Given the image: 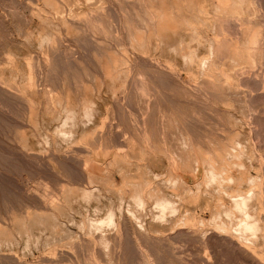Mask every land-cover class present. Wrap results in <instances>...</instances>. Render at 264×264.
Wrapping results in <instances>:
<instances>
[{
  "label": "rangeland",
  "instance_id": "374dc122",
  "mask_svg": "<svg viewBox=\"0 0 264 264\" xmlns=\"http://www.w3.org/2000/svg\"><path fill=\"white\" fill-rule=\"evenodd\" d=\"M197 1L0 0V240L5 231L10 240L0 241V264H264V212L263 229L242 238L257 250L248 251L214 224L240 216L226 218L210 190L223 184L205 182L209 163L220 167L214 149L239 133L244 150L227 157L228 173L253 162L264 199V0ZM248 26L259 33L254 60ZM213 37L239 55L226 49L215 60ZM156 189L175 201L167 216H158ZM109 208L114 222L92 226ZM192 216L195 225L185 223Z\"/></svg>",
  "mask_w": 264,
  "mask_h": 264
},
{
  "label": "bare ground",
  "instance_id": "6f19581e",
  "mask_svg": "<svg viewBox=\"0 0 264 264\" xmlns=\"http://www.w3.org/2000/svg\"><path fill=\"white\" fill-rule=\"evenodd\" d=\"M89 1V0H88ZM149 1V0H148ZM195 1V0H194ZM198 1H200V0H198ZM198 1H197V3H198ZM224 1V0H223ZM226 1V0H225ZM186 2V1H185ZM217 2L218 1H216V4H217ZM220 2H222V0H220ZM250 2V1H249ZM84 3V2H83ZM87 3V2H86ZM190 3V2H189ZM200 3V2H199ZM223 3V2H222ZM239 3V2H238ZM195 4V3H194ZM220 4V3H219ZM237 4V3H236ZM221 5V4H220ZM220 5H219V7H220ZM56 6V5H55ZM204 6V5H203ZM226 6V5H225ZM96 7V6H95ZM191 7V5L190 6H188V8H187V10L189 9ZM213 7V6H212ZM224 7V6H223ZM94 8V7H93ZM221 8V7H220ZM225 8V7H224ZM227 8V7H226ZM233 8V7H232ZM236 8H238V7H236ZM169 9V8H168ZM180 9V8H179ZM185 9V8H184ZM196 9V8H195ZM202 9V8H201ZM206 9V8H205ZM240 9V8H239ZM238 9V10H239ZM191 10L194 12V7L192 8L191 7ZM197 10H198V8H197ZM196 10V11H197ZM200 10V9H199ZM198 10V11H199ZM219 10V9H218ZM102 11V10H101ZM176 11H178V10H176ZM201 11H203V10H201ZM200 11V12H201ZM223 11V10H222ZM241 11V10H240ZM103 12V11H102ZM200 12L198 13V14H200ZM234 12V11H233ZM237 12V11H236ZM235 12V13H236ZM170 13V12H169ZM234 13V14H235ZM181 15H182V13H180ZM197 14V13H196ZM203 14V13H202ZM218 14V13H217ZM230 14V13H229ZM201 15V14H200ZM213 15V14H212ZM221 15V14H220ZM243 15V14H242ZM154 16V15H153ZM167 16V15H166ZM196 16H198V15H196ZM225 16V15H224ZM227 17V16H226ZM236 17H238V16H236ZM94 18H95V16H94ZM169 18V17H168ZM198 18V17H197ZM209 19V18H208ZM223 19V18H222ZM174 20V19H173ZM217 20V19H216ZM168 21V20H167ZM171 21V20H170ZM190 21V20H189ZM189 21L187 20V22H188V24H189ZM163 22V21H162ZM215 23H216V21H215ZM220 23V22H219ZM157 24V23H156ZM160 24H161V20H160ZM163 24V23H162ZM193 24V23H192ZM213 24V23H212ZM252 24V23H251ZM175 25V24H174ZM258 25V24H257ZM159 27H160V25H158ZM162 26V25H161ZM170 26V25H169ZM247 26V25H246ZM164 27V26H163ZM163 27H160V28H162L163 29ZM188 27V26H187ZM255 27V26H254ZM167 28V27H166ZM165 28V29H166ZM195 27H193V29H194ZM248 28H249V26H248ZM259 28V27H258ZM251 29V30H250ZM170 30V29H169ZM217 30V29H216ZM243 30H244V28H243ZM249 32H248V41H247V39H245L246 40V42L248 43V44H246L245 46H247V50L246 49H244V48H246V47H244V46H242L243 48L242 49H244V51L246 50L247 52V57L249 56V54L251 55V59L250 60H254L255 59V56H253V53L251 54L250 52H254V50L256 51V48L259 46L257 43H259L258 41H257V39L259 38V33H258V36L257 37H255V35L253 34V30H252V28H249ZM261 30V29H260ZM194 31V30H193ZM193 31H192V34H193ZM204 31V30H203ZM255 31V30H254ZM197 32V31H196ZM202 32V31H201ZM244 32V31H243ZM246 32V33H247ZM256 32L257 31H255L254 33L256 34ZM141 33V32H140ZM140 33H138V34H140ZM200 33V32H199ZM215 33V32H214ZM216 34V33H215ZM218 34V33H217ZM261 34V33H260ZM156 35V34H155ZM194 35V34H193ZM196 35V34H195ZM198 35V34H197ZM204 36V35H203ZM202 36V37H203ZM216 36V35H215ZM214 36V37H215ZM141 37V36H140ZM195 37V36H194ZM201 37V38H202ZM213 37V38H214ZM222 37V36H221ZM243 37V36H242ZM246 37V36H245ZM246 37V38H247ZM143 38V37H142ZM206 38V37H205ZM217 38V37H216ZM216 38H214L215 40L214 41H212L213 42V48L211 49L212 51H213V53L214 52H216V59L215 60H218V58H219V55L221 56L222 54H224V53H226L227 52V50H229V51H231V54H233L234 55V57H236V56H238L239 54V49H237L236 47H229V46H227V45H229V43H228V39H226V38H223V39H216ZM257 38V39H256ZM140 39V38H139ZM190 39V38H189ZM203 39V38H202ZM201 39V40H202ZM193 40V39H192ZM140 41V40H139ZM182 41L183 40H181V43H182ZM142 42V41H141ZM140 42V43H141ZM212 42L210 43L211 45H212ZM180 44V43H179ZM185 43H183L182 45L184 46V47H187V45L189 44H187L186 46L184 45ZM208 44V43H207ZM181 45V44H180ZM181 45V47H183ZM233 45V44H232ZM189 46V45H188ZM192 45H190V47H191ZM176 47V46H175ZM180 47V48H181ZM183 47V49H185ZM210 47H212V46H210ZM177 48V47H176ZM188 48V47H187ZM182 49V51H183V54H186V53H184V51L185 50H187V49H185V50H183ZM190 49V48H189ZM227 49V50H226ZM172 50V49H171ZM250 50V51H249ZM211 51V52H212ZM180 52V51H179ZM186 52V51H185ZM188 52V51H187ZM191 53H190V57H191V59H193V58H196V57H193V54H192V50L190 51ZM195 52H196V49H195ZM248 52H249V54H248ZM261 52V51H260ZM194 53V52H193ZM245 53V52H244ZM245 53V54H246ZM257 53V52H256ZM238 54V55H237ZM230 55V54H229ZM228 55V56H229ZM255 55V54H254ZM258 55H260V54H258ZM194 56H195V54H194ZM231 56V55H230ZM246 56H244V57H246ZM187 57H188V55H187ZM243 57V56H242ZM260 57V56H259ZM114 58V57H113ZM233 59V58H232ZM232 59H230V61L232 60ZM237 59H238V57H237ZM214 60V61H215ZM239 60V59H238ZM243 60V59H242ZM247 60H249V58L247 59ZM115 61V60H114ZM114 61H112V62H114ZM126 61V60H125ZM187 61V60H186ZM190 61V60H189ZM200 61V60H199ZM233 61V60H232ZM231 61V62H232ZM240 61V60H239ZM185 62V61H184ZM236 62H238L237 60H236ZM242 62V61H241ZM115 63V62H114ZM116 63H118V61L116 62ZM240 63V62H239ZM238 63V64H239ZM243 63V62H242ZM193 64V63H192ZM213 64V63H212ZM211 64V65H212ZM234 64H236L235 63V61H234ZM128 65V64H127ZM219 65V64H218ZM232 65V64H231ZM242 65V64H241ZM166 66H167V64H166ZM248 66V65H247ZM255 66V65H254ZM221 67V66H220ZM224 67V66H223ZM240 67V66H239ZM213 68V67H212ZM236 68V67H235ZM252 68H253V66H252ZM198 69V68H197ZM234 69V68H233ZM110 71V70H109ZM245 71V70H244ZM221 72V71H220ZM209 73V72H208ZM115 74V73H114ZM126 74V73H125ZM175 74V73H174ZM212 74V73H211ZM227 74V73H226ZM188 75H189V73H188ZM225 75V74H224ZM207 76V75H206ZM214 76V75H213ZM213 76H211V77H213ZM227 76V75H226ZM197 77V76H196ZM210 77V76H209ZM127 78V77H126ZM189 78V77H188ZM216 78V77H215ZM112 79H114V78H112ZM228 80V79H227ZM230 80V79H229ZM232 81V80H231ZM226 82V81H225ZM223 83V82H222ZM196 85V84H195ZM229 85V84H228ZM188 88V87H187ZM213 88V87H212ZM31 90V89H30ZM57 99V98H56ZM93 100V99H92ZM91 100V101H92ZM100 100V99H99ZM105 100V99H104ZM54 101V100H53ZM86 101V100H85ZM90 102V101H89ZM68 103V102H67ZM82 103V102H81ZM91 103V102H90ZM56 104V103H55ZM86 104V103H85ZM61 105V104H60ZM89 105V104H88ZM70 107V106H69ZM68 107V105H67V108H69ZM106 107V106H105ZM75 107H73L72 109H74ZM86 110H87V108L88 107H86V105H85V107H84ZM70 109H71V107H70ZM84 109V110H85ZM91 110V109H90ZM68 111V110H67ZM70 111V110H69ZM72 111V110H71ZM70 111V113L68 112H66L68 115H73V113ZM88 112H89V110H88ZM72 113V114H71ZM92 113V112H91ZM76 114V113H75ZM88 114V113H87ZM68 115H66V116H68ZM85 115V114H84ZM68 117H71V116H68ZM73 118V117H72ZM123 118V117H122ZM69 119V118H68ZM71 119V118H70ZM69 119V121H71ZM74 119V118H73ZM49 120H50V118H49ZM103 121V120H102ZM69 123V122H68ZM71 123V122H70ZM69 123V124H70ZM74 123V122H73ZM101 124V123H100ZM62 125V124H61ZM64 125V124H63ZM157 127V126H156ZM64 128V127H63ZM69 128H71V127H69ZM65 129V128H64ZM130 129V128H129ZM62 130V129H61ZM237 130V129H236ZM66 131V130H65ZM68 131H66V133H67ZM72 132V131H71ZM237 132V131H236ZM63 133V132H62ZM61 133V134H62ZM65 133V132H64ZM63 133V134H64ZM65 133V134H66ZM60 134V133H59ZM64 134V135H65ZM227 134V133H226ZM230 134V133H229ZM233 134H235V133H233ZM232 134V135H233ZM239 134V133H238ZM238 134H236V135H234V136H232V137H230V141L228 142V144H222L221 146H215V144H214V146L215 147H217V149H214V152H213V154L216 156V157H214V158H216V160L218 161V163H219V169H216V168H214V165L212 164V163H209L210 165H211V167L209 168V170H207V173H208V178L206 177V176H204L203 177V180H205V177L207 178V180H205V182H210V181H214V182H219L218 184H217V186L219 185V184H223L222 185V190L224 191V192H221L220 191V187H218V188H216V191H217V189H218V191H217V194L215 195L214 194V188L213 189H210L211 190V193L215 196V197H217V200L216 201H218V203H216V204H218V205H224V209H223V211H224V216L226 217V218H229V220L231 219V221H232V214L233 213H235V216H237L238 214L237 213H239V219H238V221L236 222V220H234V222H235V224H233V222L231 223V227H230V225H229V223L226 221V219L221 215V220L220 221H218L217 220V218L218 217H216V213L215 214H213V216L211 217V218H216V220L217 221H215V223L214 224H216V227L218 228V229H222L223 230V232H222V234L223 235H225V236H228L231 240H234L235 242H236V244H239L241 247H243L244 249H246V250H250L251 248H253V247H251V248H249L250 246H248V245H245V243L243 242V240H242V238H246L247 236L249 237V235H254L253 236V238L255 237V234H256V231L257 230H259V229H261L263 226H261V218H262V215H260L261 214V212H264V211H262V209H260V210H258V208L259 207H261V208H263V206H262V200H264V199H260L261 198V196L263 195V186L261 185V184H263L262 182H261V178L259 179L258 177H260V173H259V171H260V169H258L257 168V166L252 162V166H253V168L251 169L247 164H245L243 161H239L240 159L239 158H241L239 155H240V152H242V150H244V149H241V146H240V142H239V139H237L238 138ZM228 136V135H227ZM252 137V136H251ZM227 138V137H226ZM186 139V138H185ZM226 140H228V139H226ZM62 143V142H61ZM218 144V143H217ZM220 144V143H219ZM209 145V144H208ZM253 146V145H252ZM243 147V146H242ZM244 148V147H243ZM253 150V149H252ZM204 151H206V150H204ZM204 151H203V153H204ZM245 152H246V150H245ZM250 152V151H249ZM191 153V152H190ZM243 153V152H242ZM242 153H241V155H242ZM250 153H252V152H250ZM195 154V153H194ZM207 154V153H206ZM245 154V153H244ZM115 155V154H114ZM182 155V154H181ZM202 155V154H201ZM205 155V154H204ZM233 156L234 155V157L237 155V156H239V158L237 157V159H239L238 161L239 162H237L236 164H234L235 165V168L234 169H237L238 171V173L237 174H233V173H228V169L230 168L229 167V162L230 161H228L227 160V157L228 156ZM254 155V154H253ZM187 156V155H186ZM210 156V155H209ZM249 156V155H248ZM260 156V155H259ZM170 157H172V156H170ZM189 157V156H188ZM188 157H186V158H188ZM202 158H203V156H201ZM199 158H200V156H199ZM206 158H208V157H206ZM211 158H212V156H211ZM210 158V159H211ZM248 158H252L253 159V157H252V155H250V157H248ZM171 159V158H170ZM174 159V158H173ZM181 159V158H180ZM203 159H205V158H203ZM139 160V159H138ZM197 160V159H196ZM207 160H209V159H207ZM213 160V159H212ZM212 160H210L211 162H214V161H212ZM260 160V159H259ZM119 161V160H118ZM173 161V160H172ZM205 161V160H204ZM250 161V160H249ZM201 162V161H200ZM206 162V161H205ZM204 162V163H205ZM232 162V161H231ZM234 162V161H233ZM233 162L231 163L232 164V167H234L233 166ZM118 163V162H117ZM180 163V162H179ZM256 163V162H255ZM133 164V163H132ZM187 164V163H186ZM207 164V163H206ZM208 164V165H209ZM250 164V163H249ZM259 164H261V163H259ZM173 165H174V163H173ZM172 165V166H173ZM171 166V167H172ZM175 166H177V165H175ZM203 166V165H202ZM231 166V165H230ZM237 166H238V168H237ZM251 166V165H250ZM122 167V166H121ZM189 167V166H188ZM187 167V168H188ZM232 167H231V169H232ZM240 167V168H239ZM206 168V167H205ZM204 168V169H205ZM207 168H208V166H207ZM175 169H178V168H176L175 167ZM180 169V168H179ZM196 169V168H195ZM202 169V168H201ZM231 169H229L230 171H231ZM259 171H258V170ZM167 170V169H166ZM192 170V169H191ZM203 170V169H202ZM125 171V170H124ZM143 171V170H142ZM173 171V173H174V170L171 168V171H169V172H172ZM189 171V170H188ZM224 171H225V173H224ZM99 173V172H98ZM172 173V174H173ZM204 174H206V172H203ZM123 174V173H122ZM134 174V173H133ZM171 173L169 174L170 176L172 175ZM126 175V174H125ZM168 175V174H167ZM201 175V174H200ZM134 176V175H133ZM154 176H155V174H154ZM162 176V175H161ZM170 176H168V177H170ZM173 176V175H172ZM178 176V175H177ZM203 176V175H202ZM218 176L220 177V178H218ZM123 177V176H122ZM127 177V176H126ZM138 177V176H137ZM140 177H142L141 175H140ZM159 177V176H158ZM166 177V176H165ZM167 177V178H168ZM153 178V177H152ZM167 178H166V180H167ZM172 178V177H171ZM175 178V177H174ZM173 178V179H174ZM202 178V177H201ZM128 179V178H127ZM126 179V180H127ZM142 179H143V177H142ZM141 179V180H142ZM175 179H177V177L175 178ZM180 178H179V176H178V179L177 180H179ZM144 180V179H143ZM147 180V179H146ZM162 180H163V178H162ZM176 180V181H177ZM92 181V180H91ZM129 181V180H128ZM145 181V180H144ZM149 181V180H148ZM160 181V180H159ZM175 180L173 181V182H175L176 183V185H177V182H176ZM201 182H202V180H200ZM198 182L199 184H201V182ZM131 183H133L132 181H130ZM142 183H143V181H141ZM147 182V181H146ZM146 182L144 183V184H142V185H145L146 184ZM150 182V181H149ZM148 182V183H149ZM163 182H165V180L163 181ZM167 182H168V184H170L171 182H172V180L171 181H168L167 180ZM172 182V183H173ZM179 182H183V179H180L179 180ZM179 182H178V184H179ZM185 182V181H184ZM183 182V183H184ZM202 183V184H205V186H207L206 185V183ZM229 182H232L233 184H235L234 185V188H233V190H232V192H228L230 189H229V186H230V184H229ZM247 183V188L245 189V191L243 192V193H241L242 191H240V184H243V183ZM112 183V182H111ZM120 183H121V181H120ZM137 183V182H136ZM160 183V182H159ZM197 183V184H198ZM174 184V183H173ZM198 184V185H199ZM215 184V183H214ZM233 184H232V187H233ZM122 185V184H121ZM128 186H130L131 184L129 183V184H127ZM146 185H149V184H146ZM146 185L144 186L145 188H147L146 187ZM156 185V184H155ZM184 185V184H183ZM188 185V184H187ZM198 185H196V187L199 189V187L201 186H199L198 187ZM209 185V184H208ZM213 185V184H212ZM238 185V186H237ZM132 186V185H131ZM133 186H134V184H133ZM133 186H132V189H134L133 188ZM172 186H174V185H172ZM179 186V185H178ZM182 185H180V187H181ZM184 186H186V185H184ZM184 186H182L181 188L183 189L184 188ZM214 186V185H213ZM67 187V186H66ZM65 187V188H66ZM85 187V186H84ZM151 187V186H150ZM156 188L157 187H159V185L157 186H155ZM165 187V186H164ZM231 186H230V188H232ZM69 188V187H68ZM88 188V187H87ZM90 188V187H89ZM93 188V187H92ZM122 187H120V189H121ZM130 188V187H129ZM136 189H137V187H135ZM189 187H187L186 186V189L187 190H189V191H191L190 190V188L188 189ZM193 188V187H192ZM196 188V189H197ZM203 188V187H202ZM243 188V187H242ZM85 189V188H84ZM83 189V190H84ZM151 189V188H150ZM166 189V188H165ZM185 189V190H186ZM195 189V188H194ZM197 189V190H198ZM207 189V188H206ZM209 189V188H208ZM227 189H228V191H227ZM67 189H65L64 191H66ZM70 190V189H69ZM68 190V191H69ZM78 189H76V191H77ZM81 190V189H80ZM83 190H81V194L83 193L84 194V192H87V194H91L92 195V193H91V191H92V189H86V190H84V192H82ZM122 190H124V189H122ZM140 190H142V189H140ZM157 190L159 191V189H156V190H154V191H156V192H154L153 190H152V193H153V196H154V193L156 194L157 193ZM186 190V191H187ZM196 190V191H197ZM205 190V189H204ZM67 191V192H68ZM72 191V190H71ZM200 191V190H199ZM203 191V190H202ZM206 191V190H205ZM124 192V191H123ZM122 191H121V193H123ZM128 192V191H127ZM133 192H136L135 194H133ZM140 192H142V191H140ZM140 192H138V189L137 190H134V191H131V197H133L132 199H135V203L137 204V207H138V205H144L145 204V198H146V195L144 196V195H142V193H140ZM148 192H151V190L149 191H147L146 193H147V195H150V193L148 194ZM163 192V191H162ZM179 192H181V191H179ZM179 192H178V194H179ZM120 193V192H119ZM126 193V192H125ZM152 193H151V195H152ZM158 193H160L159 195H157L156 194V197H154L155 198V205H156V208H158V216L160 217V216H163L164 217V215L168 212V213H170V212H173V211H175L176 209H177V207L174 205V200L172 199V197H169V196H166V195H163V193L161 194V191H159ZM170 193V192H169ZM191 193V192H190ZM193 193H195V192H193ZM198 192H196V196H198V194H197ZM204 193V192H203ZM208 193V192H207ZM226 193V197H228V203H226L225 204V202L223 201V198H224V194ZM83 194H82V196H83ZM87 194H84V196H86ZM124 194V193H123ZM177 194V195H178ZM181 194H182V192H181ZM200 194V193H199ZM202 194V193H201ZM212 194H211V196H212ZM94 195V194H93ZM194 195V194H193ZM65 197H66V195H64ZM90 196V195H89ZM89 196L87 197L88 199L87 200H90L89 199ZM123 196V195H122ZM130 196V195H129ZM143 196L145 197V198H143ZM179 196V195H178ZM177 196V197H178ZM68 197V196H67ZM77 197V196H76ZM80 197V196H79ZM92 198H93V196H91ZM90 197V198H91ZM97 197V196H96ZM150 197V196H149ZM152 197V196H151ZM176 197V198H177ZM186 197V196H185ZM264 197V196H263ZM86 198V197H85ZM129 198V197H128ZM187 198H188V195H187ZM195 198H197V197H195ZM80 199V198H79ZM83 199V198H82ZM98 199V198H97ZM131 199V198H130ZM153 199V198H152ZM179 199H180V196H179ZM193 199H194V196H193ZM192 199V200H193ZM67 200V199H66ZM85 200V199H84ZM94 200V199H93ZM184 200V199H183ZM75 201V200H74ZM87 202V201H86ZM188 202H189V200H188ZM193 202V201H192ZM219 202H220V204H219ZM129 203V202H128ZM178 203V202H177ZM190 203V202H189ZM48 204V203H47ZM75 204V203H74ZM215 204V205H216ZM65 205V204H64ZM53 206V205H52ZM136 206V205H135ZM181 206V205H180ZM192 206V205H191ZM55 207H57V205L55 206ZM54 207V208H55ZM98 207V206H97ZM97 207H95L94 209H97ZM144 207V206H143ZM215 207V206H214ZM58 208V207H57ZM155 208V207H154ZM212 208V207H211ZM217 208V207H216ZM221 208V207H220ZM219 208V206H218V208L217 209H220ZM254 208H257L256 209V211L254 212ZM127 209V208H126ZM259 211H260V213H259ZM35 212V211H34ZM39 212V211H38ZM42 212V211H41ZM40 212V213H41ZM59 212V211H58ZM61 212H64V211H61ZM216 212L218 213L219 212V210L217 211L216 210ZM31 213V212H30ZM60 213V212H59ZM186 213V212H185ZM188 213V212H187ZM219 213H221V212H219ZM37 214V213H36ZM43 214V213H42ZM48 214V213H47ZM53 214V213H52ZM129 214H131V213H129ZM173 214V213H172ZM212 214V213H211ZM40 215V214H39ZM51 215V214H50ZM50 215H47L48 217H50ZM167 215H169V214H167ZM167 215H165V216H167ZM183 215H184V213H183ZM191 214H189V216H190ZM33 216H35V215H33ZM38 216V215H37ZM43 216H44V214H43ZM45 216H46V212H45ZM59 216V215H58ZM180 216V215H179ZM217 216H218V214H217ZM30 217H32V216H30ZM30 217H29V219H30ZM39 217H41V216H38L37 217V219L39 218ZM52 217H54L53 215H52ZM52 217H51V220H52ZM87 217V216H86ZM162 217V218H163ZM196 217V216H195ZM220 217V216H219ZM35 218V217H34ZM34 218H31L32 219V221H33V219ZM56 218V217H55ZM54 218V219H55ZM88 218V217H87ZM131 218V217H130ZM134 218L135 219H137V217L134 215ZM133 218V219H134ZM180 218V217H179ZM185 218V216L183 217L182 216V220ZM196 218H198V217H196ZM196 218H194L193 216L192 217H187L186 219H185V223H193V221L196 219ZM236 218V217H235ZM234 218V219H235ZM41 219V218H40ZM46 219H48V218H46ZM46 219H44L45 221H47ZM88 219H90V218H88ZM93 219V218H92ZM219 219V218H218ZM17 221H19L18 219H16ZM16 220H15V224H16V226H17V224L18 223H16ZM36 220V219H35ZM34 220V221H35ZM39 220V219H38ZM38 220H37V222H38ZM87 220V219H86ZM94 220V219H93ZM198 221L200 220V219H197ZM209 220V219H208ZM264 220V219H263ZM39 221H41V220H39ZM53 222H54V220H52ZM58 221V220H57ZM200 221H203V220H200ZM207 221V220H206ZM230 221V222H231ZM31 222V221H30ZM29 222V223H30ZM36 222V223H37ZM42 222V221H41ZM44 222V221H43ZM42 222V223H43ZM56 222V221H55ZM89 222V221H88ZM88 222L87 223H85V224H88ZM114 222V211H113V208H109V210L105 213V215L104 216H101V217H97L95 220H94V222L92 223L93 225L92 226H96V227H100L102 224H108V223H113ZM204 222V221H203ZM203 222H201V224H203ZM208 222V221H207ZM214 222V221H213ZM263 222V221H262ZM19 223H20V221H19ZM36 223H33V224H36ZM46 223V222H45ZM44 223V224H45ZM82 223V222H81ZM200 223V222H199ZM198 223V224H199ZM26 224V223H25ZM33 224H31V225H33ZM38 224V223H37ZM36 224V225H37ZM48 224V223H47ZM53 224V223H52ZM51 224V225H52ZM194 224V223H193ZM197 224V225H198ZM234 226H233V225ZM264 224V223H263ZM22 225V224H21ZM21 225H20V227H21ZM30 225V226H31ZM39 225H41L40 224V222H39ZM39 225H38V227H39ZM43 225V224H42ZM89 225V224H88ZM88 225H86V228H87V226ZM195 225V224H194ZM200 225V224H199ZM3 226V225H2ZM44 226V225H43ZM45 226H46V224H45ZM44 226V227H45ZM54 227L53 228H56V226L55 225H53ZM59 227H60V225H58ZM84 226V225H83ZM91 226V225H90ZM186 226V225H185ZM17 227H19V226H17ZM19 227V228H20ZM25 227V226H24ZM23 227V228H24ZM34 227V226H33ZM48 227L50 228V225H48ZM182 227V226H181ZM212 227H214V226H212ZM5 228H6V226H5ZM30 228V227H29ZM42 228V227H41ZM49 228H48V230H49ZM93 228H95V227H93ZM187 228V227H186ZM210 228V227H209ZM3 229H4V227H3ZM51 229V228H50ZM59 229V228H58ZM99 229V228H98ZM101 229V228H100ZM184 229V228H183ZM195 229V228H194ZM208 229V228H207ZM263 229V228H262ZM46 230V229H45ZM52 231L51 232H53V229H51ZM55 230V229H54ZM61 230H63V228H61ZM216 230V229H215ZM4 231V230H3ZM8 231V230H7ZM22 231V230H21ZM60 231V230H59ZM64 231V230H63ZM218 231V230H217ZM216 231V232H217ZM0 232H1V229H0ZM18 232V231H17ZM16 232V233H17ZM23 232V231H22ZM3 234L5 233V237L3 236V234L1 235L2 236V239H6V241H8L7 240V237H8V235L6 234L7 232L5 231V232H2ZM21 233V232H20ZM26 233V232H25ZM1 234V233H0ZM9 234V233H8ZM57 234V233H56ZM203 234V233H202ZM220 234V233H219ZM263 234H264V232H263ZM21 235V234H20ZM31 235V234H30ZM49 235V234H48ZM87 235V234H86ZM218 235V234H217ZM257 235V234H256ZM7 236V237H6ZM10 236H11V233H10ZM55 237H56V235H54ZM100 236V235H99ZM4 237V238H3ZM13 237V236H12ZM45 237V236H44ZM63 237V236H62ZM250 237H252V236H250ZM9 238V237H8ZM39 238V237H38ZM104 239H105V236L103 237ZM1 239V240H2ZM10 239L12 240V238L10 237ZM36 239V238H35ZM46 239V238H45ZM52 239V238H51ZM56 239V238H55ZM0 240V241H1ZM3 241V240H2ZM10 241V240H9ZM74 241V240H73ZM94 242V241H93ZM224 242V241H223ZM95 244V243H94ZM0 245H2V244H0ZM52 245V244H51ZM55 245V244H54ZM46 246V245H45ZM64 246V245H63ZM106 246V245H105ZM58 247V246H57ZM239 247V246H238ZM242 248V249H243ZM55 250V249H54ZM252 251H253V249H251ZM250 250V251H251ZM255 248H254V251L253 252H255ZM257 251V250H256ZM253 252H252V254H253ZM10 253V252H9ZM256 255V254H255ZM258 260H260V258L258 259ZM255 263V262H254Z\"/></svg>",
  "mask_w": 264,
  "mask_h": 264
}]
</instances>
